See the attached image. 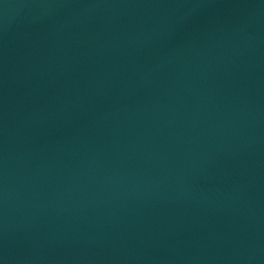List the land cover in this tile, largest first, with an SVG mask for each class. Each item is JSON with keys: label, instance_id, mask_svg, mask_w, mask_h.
<instances>
[{"label": "water", "instance_id": "obj_1", "mask_svg": "<svg viewBox=\"0 0 264 264\" xmlns=\"http://www.w3.org/2000/svg\"><path fill=\"white\" fill-rule=\"evenodd\" d=\"M0 264H264V0H0Z\"/></svg>", "mask_w": 264, "mask_h": 264}]
</instances>
